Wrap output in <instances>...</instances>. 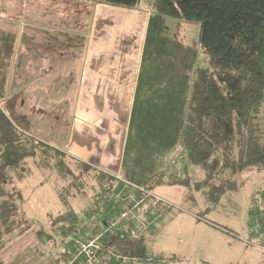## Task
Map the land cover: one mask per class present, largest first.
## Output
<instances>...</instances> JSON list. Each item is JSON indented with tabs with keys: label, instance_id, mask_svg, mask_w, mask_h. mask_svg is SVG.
Listing matches in <instances>:
<instances>
[{
	"label": "crops",
	"instance_id": "1",
	"mask_svg": "<svg viewBox=\"0 0 264 264\" xmlns=\"http://www.w3.org/2000/svg\"><path fill=\"white\" fill-rule=\"evenodd\" d=\"M30 1L0 0V35L14 39L0 108L13 125L131 189L153 191L161 173L187 170L175 147L196 39L178 38L163 27L168 17L141 3L53 0L70 7L43 16ZM57 11L72 18L50 17Z\"/></svg>",
	"mask_w": 264,
	"mask_h": 264
},
{
	"label": "trees",
	"instance_id": "2",
	"mask_svg": "<svg viewBox=\"0 0 264 264\" xmlns=\"http://www.w3.org/2000/svg\"><path fill=\"white\" fill-rule=\"evenodd\" d=\"M89 1L125 8H136L143 2ZM146 2L149 4L147 7L161 16L196 23V42L206 55V63L202 67L195 64L190 76L176 145L177 156L187 165L201 169L207 177L228 171L235 175L245 169H264V129L257 120L264 105V0ZM7 39L10 47L4 42ZM13 41L12 37L1 38L0 64L6 47L11 52L8 58L11 60ZM3 90L1 87L0 101ZM32 167L44 176L42 184L53 177V173L61 181L74 183L75 180L76 186L82 185L81 175L88 177L94 181L89 187L92 205L98 210L94 216L95 224L105 213L106 203L102 194L115 179L19 131L0 108V251L35 222L27 217L19 188L20 182L33 171ZM181 169L183 179L187 170L180 166L179 171ZM176 181L173 172L161 173L154 179V184L171 185ZM90 212L84 211L80 216L71 213L51 221V229L44 238L40 237L42 228L39 226L36 246L39 243L50 245L62 231L70 232L83 223L85 229H90L95 225H91ZM145 237L136 240L116 237L111 250L144 258L148 253ZM58 242H62L60 237ZM59 254L64 255L63 251Z\"/></svg>",
	"mask_w": 264,
	"mask_h": 264
},
{
	"label": "rangeland",
	"instance_id": "3",
	"mask_svg": "<svg viewBox=\"0 0 264 264\" xmlns=\"http://www.w3.org/2000/svg\"><path fill=\"white\" fill-rule=\"evenodd\" d=\"M31 1L27 4L38 5L43 16L56 7H70V4L63 1ZM141 5L149 4L143 0ZM71 13L57 11L50 17L71 19ZM168 19L163 27L174 30V33L176 31L178 38H185V42L193 44L197 38L198 25L178 21V25L174 26L171 25L172 19ZM4 42L9 43L8 39ZM9 47L2 53L4 59L0 64V88L5 87L10 75ZM11 51L13 53V47ZM203 63H206V55L200 50L196 65L202 67ZM5 92L6 89L2 93L3 98L6 97ZM18 97L17 92L14 102L16 106L20 103ZM0 105L2 109L6 108L1 101ZM257 120L264 129V105ZM189 166L183 179L182 169L179 171L182 175L178 176L177 167L175 172L172 171L177 180L175 183L153 188V193L162 200L155 204V208L163 212V219L144 238L148 254L161 255L169 264H264V169H245L235 175L228 171L207 177L198 167ZM32 170L19 184L27 217L35 221L23 233L28 232L32 242L23 243L19 239L23 234L16 238L0 251V264H66V256L59 253L64 250L67 239L65 233L69 230L62 231L50 245L39 243L36 246L38 227L42 228L40 237L44 238L53 220L57 221L71 213L80 216L87 210L97 213V207L92 205V191L89 187L94 181L81 175L82 185L76 186L75 180V184L69 180L61 181L53 173V177L47 178L42 184L44 176L34 167ZM112 184L115 187L112 192L117 197L132 192L129 186L117 185V181L112 180ZM59 237L61 243L58 242ZM59 255L60 258H57Z\"/></svg>",
	"mask_w": 264,
	"mask_h": 264
},
{
	"label": "built area",
	"instance_id": "4",
	"mask_svg": "<svg viewBox=\"0 0 264 264\" xmlns=\"http://www.w3.org/2000/svg\"><path fill=\"white\" fill-rule=\"evenodd\" d=\"M177 175H180L179 170ZM131 187V193L117 197L109 185L102 194L106 210L99 223L94 221L97 213L90 212L91 225L95 224V229L92 226L87 230L83 223V226L65 233L67 239L63 253L66 264H167L168 260L161 255L147 253L144 258H139L111 250L116 237L130 240L143 238L163 219V212L155 208V204L162 200L147 187Z\"/></svg>",
	"mask_w": 264,
	"mask_h": 264
}]
</instances>
